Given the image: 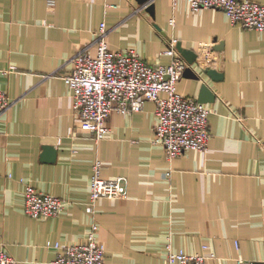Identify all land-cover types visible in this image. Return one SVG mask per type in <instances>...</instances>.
<instances>
[{"label": "crops", "instance_id": "1", "mask_svg": "<svg viewBox=\"0 0 264 264\" xmlns=\"http://www.w3.org/2000/svg\"><path fill=\"white\" fill-rule=\"evenodd\" d=\"M53 1L0 0V89L11 99L0 110V245L18 264H53L47 242H83L95 222L106 264H167V245L189 253L206 245L215 253L208 264H263L264 30L232 25L219 8L191 10L186 0ZM102 22L110 49L134 48L149 64L170 62L171 38L186 51H216L187 62L194 76L184 70L176 84L184 96L198 98L203 84L214 94L205 151L168 159L153 142V100L111 112L102 139L81 128L62 75L78 49L95 54ZM96 160L102 176L127 177L128 196L99 198L90 214ZM26 183L60 197V213L28 216Z\"/></svg>", "mask_w": 264, "mask_h": 264}, {"label": "built area", "instance_id": "2", "mask_svg": "<svg viewBox=\"0 0 264 264\" xmlns=\"http://www.w3.org/2000/svg\"><path fill=\"white\" fill-rule=\"evenodd\" d=\"M191 10L219 8L232 25L264 30V3L256 0H186ZM49 7L54 5L48 0ZM147 6V5H146ZM171 25L174 18L169 19ZM107 29L102 22L95 33V54L85 47L78 49L69 59L71 70L62 78L72 90V106L80 117L81 128L88 130L95 140L109 132L107 119L111 112L132 113L142 109L146 100L155 102V137L153 142L163 147L168 159L186 149L205 151L210 139L208 116L211 107L195 97L177 92L176 84L187 67V61L176 48L177 39L171 38L163 53L170 56L168 64H149L134 48L110 49L106 42ZM217 55L214 50L197 53L195 61L205 63ZM13 67L3 69V73ZM11 105L7 92L0 89V110ZM102 162L96 160L90 176L88 213H94L99 198L125 199L127 177H104ZM24 212L31 217L55 216L64 207L58 197L38 190L26 183L23 188ZM97 225L92 223L86 239L79 243L47 242L56 250L53 264H106L104 247L96 237ZM167 264H208L215 253L208 246L202 252L172 251L167 245ZM255 261L238 258L236 264H255ZM0 264H18L0 245ZM264 264V260H263Z\"/></svg>", "mask_w": 264, "mask_h": 264}, {"label": "water", "instance_id": "3", "mask_svg": "<svg viewBox=\"0 0 264 264\" xmlns=\"http://www.w3.org/2000/svg\"><path fill=\"white\" fill-rule=\"evenodd\" d=\"M148 7H150V5H148ZM176 48H177L178 52L185 58V60L188 63H192L195 60L197 53L192 52V51H186L185 49L181 48L178 43L176 44ZM186 71H187L186 73H189L188 70H186ZM209 73H211V75L215 78L219 77V75L215 72H209ZM189 75L194 76L190 73H189ZM212 99H214V94L211 93V91L208 89V87L203 84L201 86L200 94L198 95L197 100L200 102H206V101H211ZM255 264H257V262Z\"/></svg>", "mask_w": 264, "mask_h": 264}]
</instances>
